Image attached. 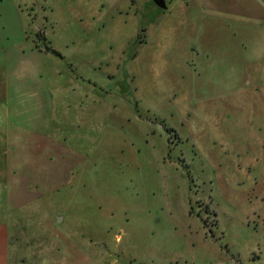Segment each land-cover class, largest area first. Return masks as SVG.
Segmentation results:
<instances>
[{
	"label": "rangeland",
	"instance_id": "1",
	"mask_svg": "<svg viewBox=\"0 0 264 264\" xmlns=\"http://www.w3.org/2000/svg\"><path fill=\"white\" fill-rule=\"evenodd\" d=\"M180 8L0 0V99L34 111L0 119V167L38 171L12 210L28 246L9 264H264V56L238 84ZM9 50L27 60L12 68Z\"/></svg>",
	"mask_w": 264,
	"mask_h": 264
},
{
	"label": "crops",
	"instance_id": "2",
	"mask_svg": "<svg viewBox=\"0 0 264 264\" xmlns=\"http://www.w3.org/2000/svg\"><path fill=\"white\" fill-rule=\"evenodd\" d=\"M166 3L168 7L169 5L175 8L181 7L182 18L180 22L185 33L187 29L194 31L196 40L194 46L196 49H201V54L202 52L207 55L214 54L221 57L222 61L225 60L223 59L225 56L232 55V60L235 61L233 63L236 66L235 70L245 72L238 84L252 81L249 74L246 73L251 70L248 57L257 53L264 56V0H172L171 3L166 0ZM153 4L156 5L154 2ZM4 55L5 64L12 68L19 66L15 64L18 61L17 57L14 59L10 50L6 51ZM26 55L27 52L25 51L22 56ZM20 59V61L27 60L26 57H20ZM44 89L40 87L38 92L43 95ZM9 92L6 97L0 99V104L6 105L7 109V111L5 110L6 118L1 117L0 119L5 120L10 116L17 117V114L25 119L29 116L33 117L34 111L31 115H27L28 112L25 113L22 108L17 107L21 94L14 92V95ZM41 97H38L39 102L36 103L35 116L42 117L44 125L48 126L46 120L52 117V100L48 94L44 95L43 99ZM23 101L27 104L28 111L33 108L32 105L28 104L26 98H23ZM10 104L13 106L10 107ZM4 132L0 128V134ZM18 167L24 168V172L18 174L21 179L12 177L13 170L0 167V264H9L14 255L12 253L14 245L17 246L18 250L28 246L27 226L24 224L26 216L22 212L19 214L21 217H18L12 210L17 204L23 205L35 199V196L26 189L27 184L25 182L31 181V178L36 176L38 171L36 170L34 173L33 167L27 166L26 163L24 165L22 162ZM15 171L18 172L17 169ZM12 181L15 184L22 183L17 194L15 190L9 189L10 187L5 188V184L12 183ZM16 259L22 262L21 251L18 252Z\"/></svg>",
	"mask_w": 264,
	"mask_h": 264
},
{
	"label": "water",
	"instance_id": "3",
	"mask_svg": "<svg viewBox=\"0 0 264 264\" xmlns=\"http://www.w3.org/2000/svg\"><path fill=\"white\" fill-rule=\"evenodd\" d=\"M158 7L162 8V9H166L167 3L166 0H152Z\"/></svg>",
	"mask_w": 264,
	"mask_h": 264
}]
</instances>
